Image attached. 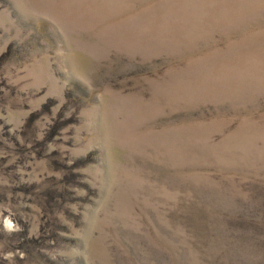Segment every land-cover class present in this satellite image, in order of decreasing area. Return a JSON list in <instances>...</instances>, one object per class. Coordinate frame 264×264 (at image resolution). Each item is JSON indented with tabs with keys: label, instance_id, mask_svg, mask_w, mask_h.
Returning <instances> with one entry per match:
<instances>
[{
	"label": "rangeland",
	"instance_id": "obj_1",
	"mask_svg": "<svg viewBox=\"0 0 264 264\" xmlns=\"http://www.w3.org/2000/svg\"><path fill=\"white\" fill-rule=\"evenodd\" d=\"M0 264H264V0H0Z\"/></svg>",
	"mask_w": 264,
	"mask_h": 264
},
{
	"label": "clouds",
	"instance_id": "obj_2",
	"mask_svg": "<svg viewBox=\"0 0 264 264\" xmlns=\"http://www.w3.org/2000/svg\"><path fill=\"white\" fill-rule=\"evenodd\" d=\"M5 226H6L7 228H9V229H11V228L13 227L12 222H11L10 220H8V221L5 222ZM10 255H11V254H9V256H10Z\"/></svg>",
	"mask_w": 264,
	"mask_h": 264
}]
</instances>
